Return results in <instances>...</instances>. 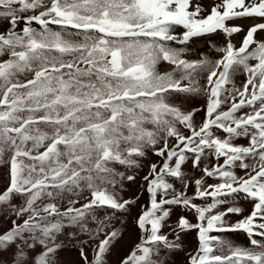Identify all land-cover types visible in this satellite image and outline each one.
Wrapping results in <instances>:
<instances>
[{"label": "snow or ice", "instance_id": "1", "mask_svg": "<svg viewBox=\"0 0 264 264\" xmlns=\"http://www.w3.org/2000/svg\"><path fill=\"white\" fill-rule=\"evenodd\" d=\"M0 264H264V0H0Z\"/></svg>", "mask_w": 264, "mask_h": 264}, {"label": "trees", "instance_id": "2", "mask_svg": "<svg viewBox=\"0 0 264 264\" xmlns=\"http://www.w3.org/2000/svg\"><path fill=\"white\" fill-rule=\"evenodd\" d=\"M213 39L217 42V44H220V45L223 44V42L219 39V37H213ZM191 46L194 49H196L195 46H194V43H192ZM206 47H207V45H205L202 49H200L198 51H204L206 49ZM212 55H214V52L212 53ZM202 116H203V113H200L199 116L197 117V119H199ZM240 143H247V141L241 140ZM155 159H157V158L153 157V160H155ZM209 182H212V181H209ZM136 190H137L136 186H132V190H131V192L128 193V195L134 194L136 192ZM248 207L250 208L251 205H248ZM136 238L137 237H136L135 232H132V233H130L128 235V237L126 238V241L124 242V245H123V247L121 249V252H120L121 255H123L128 250V248L131 246V244L133 242H135ZM235 239L237 241L243 243V244H247L248 243L247 239L243 235H237L235 237ZM190 246L194 247L195 246L194 242L191 243ZM66 258L69 259V260H75L77 258V254L75 252L66 253Z\"/></svg>", "mask_w": 264, "mask_h": 264}, {"label": "rangeland", "instance_id": "3", "mask_svg": "<svg viewBox=\"0 0 264 264\" xmlns=\"http://www.w3.org/2000/svg\"><path fill=\"white\" fill-rule=\"evenodd\" d=\"M206 2H207V0H206ZM242 35H243V33H241L240 35L236 36L235 37V41L239 42L241 40ZM217 37H219V39L223 42V37H221V36H217ZM193 42H194V45L196 47H200L202 44H204L203 40H194ZM214 55H215V53H214Z\"/></svg>", "mask_w": 264, "mask_h": 264}, {"label": "bare ground", "instance_id": "4", "mask_svg": "<svg viewBox=\"0 0 264 264\" xmlns=\"http://www.w3.org/2000/svg\"><path fill=\"white\" fill-rule=\"evenodd\" d=\"M245 23H248V21H245Z\"/></svg>", "mask_w": 264, "mask_h": 264}]
</instances>
